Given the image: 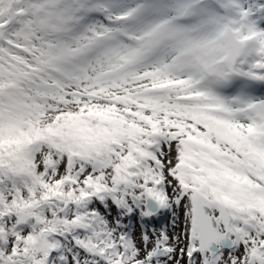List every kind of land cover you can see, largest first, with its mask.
<instances>
[{
	"label": "snow or ice",
	"instance_id": "6c2138e0",
	"mask_svg": "<svg viewBox=\"0 0 264 264\" xmlns=\"http://www.w3.org/2000/svg\"><path fill=\"white\" fill-rule=\"evenodd\" d=\"M0 264H264V0H0Z\"/></svg>",
	"mask_w": 264,
	"mask_h": 264
},
{
	"label": "rangeland",
	"instance_id": "374dc122",
	"mask_svg": "<svg viewBox=\"0 0 264 264\" xmlns=\"http://www.w3.org/2000/svg\"><path fill=\"white\" fill-rule=\"evenodd\" d=\"M161 224H163L165 222V220L162 218L160 221H159Z\"/></svg>",
	"mask_w": 264,
	"mask_h": 264
}]
</instances>
